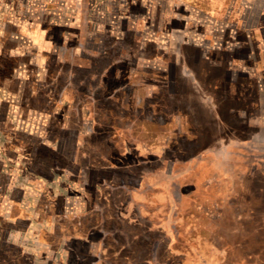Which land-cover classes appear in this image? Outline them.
<instances>
[{"label":"rangeland","instance_id":"rangeland-1","mask_svg":"<svg viewBox=\"0 0 264 264\" xmlns=\"http://www.w3.org/2000/svg\"><path fill=\"white\" fill-rule=\"evenodd\" d=\"M224 258L264 264V0H0V264Z\"/></svg>","mask_w":264,"mask_h":264},{"label":"crops","instance_id":"crops-1","mask_svg":"<svg viewBox=\"0 0 264 264\" xmlns=\"http://www.w3.org/2000/svg\"><path fill=\"white\" fill-rule=\"evenodd\" d=\"M142 186L144 187V181L141 184V188H142ZM169 187H170V184H169ZM167 188H168V185H167ZM144 199H147V198H144ZM164 220L165 221L163 222L162 225H165L166 228H163V229L167 230V225L171 224L173 222V219L171 220V216L169 214H167ZM211 249L215 250L216 252H220V253H224L226 251V249H222V251H221V249L218 250L217 246H213V245H211ZM224 262H225V258L220 260V261H217V262L209 261L208 264H221V263H224Z\"/></svg>","mask_w":264,"mask_h":264}]
</instances>
